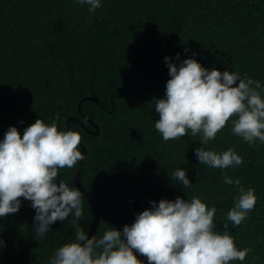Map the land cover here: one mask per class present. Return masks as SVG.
I'll return each mask as SVG.
<instances>
[{
	"label": "trees",
	"instance_id": "trees-1",
	"mask_svg": "<svg viewBox=\"0 0 264 264\" xmlns=\"http://www.w3.org/2000/svg\"><path fill=\"white\" fill-rule=\"evenodd\" d=\"M165 57L177 65L195 58L209 70L258 80L264 99V0H101L95 12L77 0H0V141L10 126L23 135L37 119L55 120L68 131L69 115L87 118L91 132L76 122L68 126L86 148L80 182L104 213L97 239L131 225L151 201L199 197L217 210L214 231H228L238 249H252L230 264H264V143L252 146L234 135L237 117L207 144L190 131L165 141L155 129L154 101L165 98L171 78ZM197 147L217 153L234 147L243 163L211 168L199 163ZM78 163L60 169L56 183L77 188ZM180 168L191 187L174 178ZM225 174L255 189L256 205L239 226L227 220L239 192ZM21 201L18 213L0 217V264H50L75 241L73 217L37 240L35 210ZM82 203L79 223L87 234L95 210L83 195Z\"/></svg>",
	"mask_w": 264,
	"mask_h": 264
},
{
	"label": "clouds",
	"instance_id": "clouds-1",
	"mask_svg": "<svg viewBox=\"0 0 264 264\" xmlns=\"http://www.w3.org/2000/svg\"><path fill=\"white\" fill-rule=\"evenodd\" d=\"M77 3L89 5L90 12L101 7V0ZM164 59L171 78L165 98L154 101L159 113L155 129L165 141L182 138L190 131L193 137L200 135L201 144H207L230 118L237 117L231 121L234 135L252 146L256 140L264 143L260 81L241 78L235 72L209 70L195 58L179 65L171 57ZM81 141L80 133L61 131L55 120L46 124L42 119L26 127L23 135L17 127L10 126L0 141V217L18 213L21 198L30 201L36 213L33 225L37 240L57 221L73 217L75 241L60 247L50 264H144L137 253L147 258V264H230L244 261L252 251L238 249L228 231H214L217 210L199 197L190 201L182 197L151 201L152 207L137 214L122 231L111 228L102 238H89L79 223L84 215L83 194L64 181L56 183L60 169L73 168L84 160ZM195 155L199 163L211 168L227 169L243 163L234 147L222 153L197 147ZM174 178L184 187L192 186L185 169L176 170ZM224 182L237 186L239 195L227 220L239 226L256 205L255 189H245L239 179L226 174ZM224 227L227 229V223Z\"/></svg>",
	"mask_w": 264,
	"mask_h": 264
},
{
	"label": "water",
	"instance_id": "water-1",
	"mask_svg": "<svg viewBox=\"0 0 264 264\" xmlns=\"http://www.w3.org/2000/svg\"><path fill=\"white\" fill-rule=\"evenodd\" d=\"M91 100L97 101V98L92 97ZM79 108H80V106H79ZM71 119H68L66 122L67 130H71L68 126L69 121ZM96 129L97 130L94 134L99 133V127L96 126ZM81 147H82V153L84 154V157L86 158V148H85L84 144L81 143ZM85 158H84V160H85ZM84 160H82L78 163V166H77L76 172H75V176H74L72 182L77 186V188L81 191L83 196L89 201V203L93 206V208L95 210V214H94L93 220L91 222V226H90L88 233H87L89 235V238H91L96 233L97 228L99 226V223H100L102 217L104 216V213H103L101 204L84 188V186L80 182V173H81V169H82V165L84 163Z\"/></svg>",
	"mask_w": 264,
	"mask_h": 264
},
{
	"label": "flooded vegetation",
	"instance_id": "flooded-vegetation-1",
	"mask_svg": "<svg viewBox=\"0 0 264 264\" xmlns=\"http://www.w3.org/2000/svg\"><path fill=\"white\" fill-rule=\"evenodd\" d=\"M72 118V119H71ZM67 119H71L69 122H76V123H78L79 125H80V127L81 128H83L86 132H91L89 129H88V126H87V124L85 123V122H87V123H89V121L87 120V118H86V120H85V122H84V119L82 120V119H80V117H77L75 114H71V115H69L68 117H67ZM100 131V130H99ZM96 132V131H95ZM94 132V133H95ZM93 133V134H94ZM99 134V133H98ZM94 135H97V134H94Z\"/></svg>",
	"mask_w": 264,
	"mask_h": 264
}]
</instances>
